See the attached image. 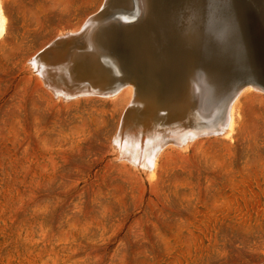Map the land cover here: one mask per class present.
<instances>
[{
	"label": "rangeland",
	"instance_id": "374dc122",
	"mask_svg": "<svg viewBox=\"0 0 264 264\" xmlns=\"http://www.w3.org/2000/svg\"><path fill=\"white\" fill-rule=\"evenodd\" d=\"M107 1L0 0V264H264V91L246 88L231 133L213 134L228 105L195 96L209 45L152 27L155 64L153 39L108 26L90 53L84 25Z\"/></svg>",
	"mask_w": 264,
	"mask_h": 264
},
{
	"label": "bare ground",
	"instance_id": "6f19581e",
	"mask_svg": "<svg viewBox=\"0 0 264 264\" xmlns=\"http://www.w3.org/2000/svg\"><path fill=\"white\" fill-rule=\"evenodd\" d=\"M112 1L105 2L100 11L103 12L118 4L126 5L128 9H131L137 3V0ZM3 9L0 2V36L5 33L7 27V16ZM100 11L91 15L84 25L85 27L89 24L88 34L91 35L92 46L90 53L99 50L98 41L103 37L108 26L115 28L122 37L130 39L138 35L142 40L153 39L155 50L146 48L150 53V61L155 64L160 60V53H162L156 45L159 37L154 40L152 34V29L156 27L182 42L194 44H183L187 47H197L201 44L207 47L206 45H209L206 64L211 65L204 68L198 75L195 83V96L202 110L212 109L215 106L214 102L221 99L223 93H226L224 100L227 104L225 106L228 105V111L222 122L214 130H210L213 134L226 136L231 133L236 100L246 88L264 91V72L255 77L245 76L244 71L236 68L235 61H232L235 57L233 55H236L237 60L241 58V61L259 59L262 60L261 66L264 68V0H143L141 19L131 18L127 21L115 17L109 22L97 23L90 27L93 21L101 15ZM106 19L107 17L104 20ZM146 27H151L150 35H145ZM135 84L136 100L140 101L143 84L140 81H135ZM116 93L117 91L111 95ZM192 138H187L182 141L183 143L178 139L177 144L187 145ZM162 149L163 145L157 147L153 154L149 166L152 171L155 169Z\"/></svg>",
	"mask_w": 264,
	"mask_h": 264
}]
</instances>
